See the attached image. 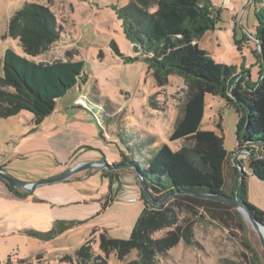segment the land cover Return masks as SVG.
Returning <instances> with one entry per match:
<instances>
[{"label": "rangeland", "instance_id": "1", "mask_svg": "<svg viewBox=\"0 0 264 264\" xmlns=\"http://www.w3.org/2000/svg\"><path fill=\"white\" fill-rule=\"evenodd\" d=\"M128 2L0 0V79L5 50L22 54L19 41L8 36L7 28L15 12L27 4L50 11L60 38L40 47L35 56H23L41 64L82 62L77 84L56 100L52 113L42 122L36 123L26 111L0 118V169L18 182L32 183L28 189L10 191L0 180V264H6L8 258L12 264L17 260L77 264L76 253L87 241L105 264L140 263L136 249L121 254L100 250V235L128 240L143 209L133 175L106 168L72 170L98 160L109 167L117 165L122 155H138L140 147L145 153L163 144L173 152L183 147V142L168 138L187 87L174 75L159 83L148 70L147 55L124 27L121 9ZM211 2L220 12L212 28L197 41L198 48L215 63L247 72L248 85H255L259 80L256 15L264 9V0ZM0 89L10 90L1 81ZM237 119L224 99L205 95L199 129L222 136L227 153L238 147ZM149 136L156 138L153 147L146 146ZM141 143L144 145H138ZM239 172L246 175L247 201L264 212V181L252 176L247 158L230 159L225 195L232 197ZM67 174L62 180L35 185ZM229 207L172 205L174 221L149 233L150 241L164 242L160 250H152L148 264H264L257 234Z\"/></svg>", "mask_w": 264, "mask_h": 264}, {"label": "trees", "instance_id": "2", "mask_svg": "<svg viewBox=\"0 0 264 264\" xmlns=\"http://www.w3.org/2000/svg\"><path fill=\"white\" fill-rule=\"evenodd\" d=\"M151 8L155 10L149 13ZM121 12L126 32L128 30L135 45L147 55L148 70L153 72L156 80L163 83L168 76L174 75L180 77L187 87L185 102L168 138L170 142H183V147L173 152L163 144L146 153L140 147L138 155H122L120 161L134 164L140 170L154 202L169 193L173 195L160 207L153 208L141 194L143 209L128 240H111L106 234L100 235V250L104 254L112 251L121 254L136 249L140 255L139 264H148L152 250H160L164 242L150 241L149 233L174 221L172 205L184 202L186 208L199 203L210 205L214 210L230 208L182 193L225 195V171L233 152L227 153L224 149L222 136L199 129L205 95L220 97L235 110L238 115L235 131L238 147L235 151L241 149L242 143H249L248 167L253 177L264 181V9L256 15L255 39L261 53L257 50L255 54L259 80L252 86L248 85L247 72H237L235 66L215 63L198 48L197 41L212 28L220 12L212 6L211 0H129ZM7 32L9 37L19 41L22 54L12 49L4 52L0 81L10 90L0 89V118L26 111L33 114L36 123H40L52 113L56 100L77 84L82 62L67 60L41 64L23 56H35L40 47L44 49L60 38L50 11L41 5L27 4L15 12ZM218 128L221 130L220 125ZM155 140V137H147L146 146L153 147ZM259 151L261 155L257 157ZM230 168L237 173L235 167ZM244 178L246 175L240 183L239 199L264 225V212L247 201ZM8 189L13 191L10 187ZM236 218L239 220L237 215ZM76 256L77 264H105L94 255L90 241L82 245ZM6 264H12L10 258ZM16 264L30 263L17 260Z\"/></svg>", "mask_w": 264, "mask_h": 264}, {"label": "water", "instance_id": "3", "mask_svg": "<svg viewBox=\"0 0 264 264\" xmlns=\"http://www.w3.org/2000/svg\"><path fill=\"white\" fill-rule=\"evenodd\" d=\"M255 41L257 43V49H258L259 53H261L260 48L258 46V41L256 39H255ZM248 144L249 143H247V142L242 143V148L239 149L238 151L233 152L232 157L236 156L237 154H239L240 152H243V151L248 152V155L250 156L251 147ZM260 155H261V151H259V154L257 155V157H259ZM82 168H89V169H94V170L106 168L108 171H112V170H116V171L117 170H127V171H129L133 175L134 180L136 182V185L138 186V188L140 190V195L142 194L145 201L149 205H151L153 208L160 207L167 200L168 197L173 195V193H169V194L165 195L160 201L154 202L151 199V195H150L151 190L147 187L142 173L134 164H131V163H118L117 165L109 167L108 165H106V163L104 161L98 160V161H91V162L85 163L84 165H77L72 170H77V169H82ZM70 172H69V174H70ZM69 174L59 176V177H54V178L43 180V181H39V182L35 183V185L59 181V180L64 179ZM242 177H243L242 172H239V178H238V184H237L238 186L235 190L233 197H228L226 195H221V194L220 195L219 194L214 195V194H200V193H191V192H182V193L189 194V195H192L194 197H198V198H202V199H207V200L219 202V203H222L225 205H229V206L233 207L234 209H236L240 213L241 217L250 223L252 229L254 230V232L257 234V236L259 238L261 248L264 252V235L262 234V230H264V225L261 224L255 218V216L251 213V211L249 210L247 205L243 201H240L238 199V196H237V192H238L240 183L242 181ZM0 180H2L5 184L9 185L13 189L25 190V189H28L32 186L31 185L32 183L29 184V183L18 182L17 180L13 179L9 175H6L1 170H0ZM178 194H179V192H178Z\"/></svg>", "mask_w": 264, "mask_h": 264}, {"label": "built area", "instance_id": "4", "mask_svg": "<svg viewBox=\"0 0 264 264\" xmlns=\"http://www.w3.org/2000/svg\"><path fill=\"white\" fill-rule=\"evenodd\" d=\"M227 2H228V1H227ZM224 3H226V1H224ZM241 148H242V147H241ZM237 156H238V158H243V159H245V158L248 159V157H249L248 152H245V151L240 152L239 154L236 155V157H237Z\"/></svg>", "mask_w": 264, "mask_h": 264}, {"label": "flooded vegetation", "instance_id": "5", "mask_svg": "<svg viewBox=\"0 0 264 264\" xmlns=\"http://www.w3.org/2000/svg\"><path fill=\"white\" fill-rule=\"evenodd\" d=\"M6 187L9 188L10 186L6 184ZM10 188H12V187H10ZM12 189H13V188H12ZM13 190H15V189H13Z\"/></svg>", "mask_w": 264, "mask_h": 264}, {"label": "bare ground", "instance_id": "6", "mask_svg": "<svg viewBox=\"0 0 264 264\" xmlns=\"http://www.w3.org/2000/svg\"><path fill=\"white\" fill-rule=\"evenodd\" d=\"M262 234L264 235V230H262Z\"/></svg>", "mask_w": 264, "mask_h": 264}, {"label": "crops", "instance_id": "7", "mask_svg": "<svg viewBox=\"0 0 264 264\" xmlns=\"http://www.w3.org/2000/svg\"><path fill=\"white\" fill-rule=\"evenodd\" d=\"M131 174V173H130ZM134 178V177H133Z\"/></svg>", "mask_w": 264, "mask_h": 264}]
</instances>
